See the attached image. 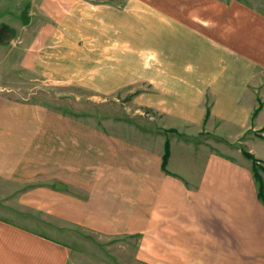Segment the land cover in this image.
Returning <instances> with one entry per match:
<instances>
[{
  "label": "crops",
  "instance_id": "1",
  "mask_svg": "<svg viewBox=\"0 0 264 264\" xmlns=\"http://www.w3.org/2000/svg\"><path fill=\"white\" fill-rule=\"evenodd\" d=\"M7 6L25 14L0 16L22 81L106 98L139 86L128 104L144 128L115 133L110 118L106 134L84 132L61 115L52 165L51 117L0 85V264H70L57 238L78 229L136 242L138 264H264V203L243 155L264 165V0Z\"/></svg>",
  "mask_w": 264,
  "mask_h": 264
},
{
  "label": "rangeland",
  "instance_id": "2",
  "mask_svg": "<svg viewBox=\"0 0 264 264\" xmlns=\"http://www.w3.org/2000/svg\"><path fill=\"white\" fill-rule=\"evenodd\" d=\"M10 9L9 6L4 8L0 7V16H5L3 21L6 23L11 22L12 16L22 19L23 15H25L24 13H20V16L14 13L12 16H7L6 14H11ZM4 30L6 29H0V38ZM9 49L8 47L0 45V85L7 87V90L10 92V88H13L12 96L16 97L18 101L23 102L24 99H28V102L41 105L45 108L47 115L51 117L52 165L58 164V150L53 145L54 135L58 133L59 128L57 120L61 115H66L67 118L72 119V128L77 126V128L83 129L84 132H90V129H93V131L98 129L100 134H106L107 123L110 118H115V133L126 132L129 134L131 128L143 127L139 117L134 114L133 109H129L128 104L134 96L139 94L140 90H142L141 87H128L124 91L106 98L95 96L94 93L80 89L74 90L53 83L42 82L41 79L29 80V82L26 81L25 83L22 81L21 74L13 70V66L16 63L15 60H18V55L15 52L12 55L8 54ZM74 118H77V120L75 121ZM144 126L153 129L155 125ZM204 139L198 137L196 142H203ZM210 139L212 146L219 151H224L223 145L218 143L219 140L217 138L210 137ZM83 142H85V145H90V142H86V140ZM102 144L105 146V141L100 140V145ZM102 156L103 160H105V155ZM103 164H105L104 161ZM262 174L264 173L261 172ZM57 239H65L73 247L74 255L70 264H138L135 259L136 242H128L125 240L124 243L113 240L108 243H102L98 236H92L90 233L83 232L79 229L72 230L68 238Z\"/></svg>",
  "mask_w": 264,
  "mask_h": 264
},
{
  "label": "trees",
  "instance_id": "3",
  "mask_svg": "<svg viewBox=\"0 0 264 264\" xmlns=\"http://www.w3.org/2000/svg\"><path fill=\"white\" fill-rule=\"evenodd\" d=\"M260 111V108L258 110H256L255 115H257ZM208 114H209V110H208ZM243 155L252 161V173L255 179V182L258 186V196L260 201H262L264 203V184H263V179H262V175L261 172L264 173V166H262V164L250 153L243 151ZM170 158V144L169 142L166 143L165 146V152L163 155V162H162V170L166 173H168L167 171V165H168V160Z\"/></svg>",
  "mask_w": 264,
  "mask_h": 264
}]
</instances>
